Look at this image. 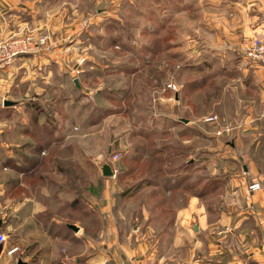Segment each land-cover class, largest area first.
<instances>
[{
	"label": "rangeland",
	"instance_id": "rangeland-1",
	"mask_svg": "<svg viewBox=\"0 0 264 264\" xmlns=\"http://www.w3.org/2000/svg\"><path fill=\"white\" fill-rule=\"evenodd\" d=\"M211 3L31 0L32 16L25 17V28L0 38H29L32 53L28 55H50L34 60L42 61L41 66L32 64L16 72L22 82L15 92L10 72L6 100L15 99L20 114L12 115V106L0 103V110H6L0 113L5 143L17 142L16 124L33 129L35 139L26 134V146L37 144V138L48 143L37 156L45 163L30 171L26 168L30 177L6 196L10 228L5 242L17 249L14 257L39 255L44 247L27 246L26 240L15 238L11 212L23 195L48 209L43 225L58 211V217L60 211L61 217L70 213L71 222L82 227L85 240L91 242L106 220L98 209L110 206L134 215L142 207L168 211L183 208L190 194L200 196L203 190L208 196L200 203L213 209L221 200L218 187L223 178L242 174L238 156L247 152L256 163L264 158V118L260 116L264 99L262 94H252V78L244 70L249 61L243 42L252 36L241 38L236 32L242 16L228 9L237 6ZM224 40L231 43L226 48ZM28 55L17 56L3 69ZM64 78L67 86L61 84ZM74 79L82 84L81 90H75ZM40 123L51 135L37 128ZM255 124L261 132L249 130ZM172 126L179 130L170 132ZM244 128L248 130L242 132ZM23 147L17 151L20 156H13L26 163L34 154ZM129 155L137 161L130 162ZM231 159H236L235 165ZM103 163L117 170L109 178L119 191L117 198L110 197V205L103 200L106 178L98 176ZM179 170L182 192L169 196L161 180ZM33 175L41 179L34 181ZM145 177L151 179L148 186L156 189L152 196L143 191L145 183L133 194L123 195ZM77 194L80 209L76 212L69 205L78 199ZM165 212H154V217L163 216L166 222ZM178 238L181 245H173ZM191 243L182 233L171 235L156 253L164 258L162 264H186L182 260L188 257ZM53 248L60 254H77L71 241ZM88 249L78 253L84 262L97 252Z\"/></svg>",
	"mask_w": 264,
	"mask_h": 264
},
{
	"label": "crops",
	"instance_id": "crops-1",
	"mask_svg": "<svg viewBox=\"0 0 264 264\" xmlns=\"http://www.w3.org/2000/svg\"><path fill=\"white\" fill-rule=\"evenodd\" d=\"M209 2H212L211 4L219 2L227 5V8L230 4L237 6L228 10L238 12L242 16L240 25L236 27V32L238 31V34L243 36L241 38H248L264 32V0H209ZM31 13V0H0V38L25 28L24 19L32 16ZM225 42L227 41L224 40L225 48L231 44ZM49 56L47 53L39 56H24L14 61L10 68L0 69V103L2 106L3 102L7 101L5 87L10 78L12 77L13 92H15L22 82L21 78L16 76V72L24 68L27 69L33 66L32 64L41 66L42 61L33 63L34 60L37 57L41 60L43 57ZM246 65L247 68L244 70L248 71L252 78L250 82L252 94L260 96L262 94L264 99V66L249 62ZM67 82V78H64L61 84L67 86L69 84ZM78 85L79 88H75L76 91L82 88V84L78 82ZM12 101V115L20 114L21 107L16 106L15 99ZM262 112L259 115L264 118V111ZM0 113L5 114L6 110H0ZM32 130H24V127L16 124L13 133L14 136L17 135V142L5 143L3 141L5 134L0 129V235H4V237L10 228V212L6 210L8 209L6 196L11 191H16L23 186L25 177L23 174L28 173L26 168L29 171L35 169L40 160L37 158L38 152L31 150L33 144L26 146L24 143L26 134L30 135ZM178 130V126H172L170 132L174 133ZM245 130L248 128H244L242 132H246ZM249 130L260 131L256 124ZM117 143V141L114 143L116 148ZM22 147L25 152L34 154L32 157H27L28 162L26 163L16 159V156H20L17 151H20ZM6 154L9 155L6 156ZM231 160L235 161L232 164L235 165L236 159ZM262 160L264 158L258 160L261 163L253 162L247 152L238 156L237 162L241 166L243 165L242 174L233 173L223 178L218 187V190L222 192L221 200L213 209H208V206L200 203L208 196L205 192L200 196L195 193L190 194L183 208L178 207L177 209H168V211L165 209L166 212L164 209L156 207H142L137 215L119 211V209H111L110 206L109 209H98L100 214L106 216V220L102 231L91 239L92 244L85 240L84 229L79 225L71 224L77 227L78 232L69 230L66 227L69 223L62 221L61 214L58 217L59 214L56 213L55 218L50 217L43 225L42 221L46 217L48 209L41 208L40 204L29 199L27 195H23L13 205L11 212L13 222L16 223L15 238L26 240L27 246L44 245V247L40 248L41 254L39 255L27 256L24 254L14 257V253L7 255V252L13 248H9L4 242L0 248V264H9L12 260L13 264H16L18 260L23 264H83L84 261L80 259L78 253L83 254L89 250L88 248H92V252L94 250L97 252L88 256L85 264L105 262L111 264H162L165 261L162 256L156 253L157 247L166 244L171 235L175 236L179 233L192 239L190 253L186 259L182 260L186 264H264V161ZM20 168L24 172L20 171ZM98 176L102 177L99 171ZM181 176L182 173L179 170L164 181L161 180V184L166 183L164 190L169 196L182 192ZM105 180L106 189L103 200H106L107 205H110V197L115 194L114 197L117 198L116 193L119 191H117L116 184L109 178ZM252 183H257L259 189L249 190ZM153 188L155 187L146 186L143 191L147 190L150 197L152 193L156 192V189ZM154 212L161 215L168 212V220L165 222L163 216L162 218L158 215L154 217ZM154 229L157 230V235H154ZM69 241L72 245L77 246L76 256L60 254L57 249L53 248L56 245L68 244ZM85 242L88 244L87 248H85ZM172 244L181 245L180 238ZM101 251L104 253L102 254ZM61 252H64L63 248H61Z\"/></svg>",
	"mask_w": 264,
	"mask_h": 264
},
{
	"label": "built area",
	"instance_id": "built-area-1",
	"mask_svg": "<svg viewBox=\"0 0 264 264\" xmlns=\"http://www.w3.org/2000/svg\"><path fill=\"white\" fill-rule=\"evenodd\" d=\"M28 38V37H27ZM44 41L41 40L40 43ZM32 45H30V39L25 40H5L0 39V69L12 63V60L20 55H28L32 53ZM243 51L245 58L256 64L264 65V32L256 34L251 38H248L243 42ZM117 157H113V161H116ZM112 177H115L117 170L111 167ZM259 185L252 183L249 190H258ZM5 242L4 235H0V245ZM17 251L16 248L11 249L7 252V255H12Z\"/></svg>",
	"mask_w": 264,
	"mask_h": 264
},
{
	"label": "trees",
	"instance_id": "trees-1",
	"mask_svg": "<svg viewBox=\"0 0 264 264\" xmlns=\"http://www.w3.org/2000/svg\"><path fill=\"white\" fill-rule=\"evenodd\" d=\"M41 127V129H44V126H42V124L40 123L38 126H37V128H40ZM36 131H37V129H36ZM44 132H47V134H49V135H51V131H48V129H46V127H45V129L43 130ZM32 132H33V130H32ZM29 133L30 135H31V137L33 138V139H35V137H33V133ZM37 141V144H35V145H33V147L31 148V150H33V151H35V152H38V154L39 153H41L42 152V150L47 146V142L46 141H42L41 139H36ZM128 159H129V161L130 162H136L137 161V159H135V156H130L129 155V157H128ZM41 160V159H40ZM39 160V162H38V165H37V167H39V165H41V164H44L45 163V159H43V160H41L40 161ZM25 161H27L28 162V159H25ZM49 163H52V161L50 160L49 161ZM150 168V167H149ZM20 171H22V169L20 168ZM22 172H24V171H22ZM22 172H20V173H22ZM121 172V171H120ZM119 172V173H120ZM157 173H158V170H157ZM28 173H25V174H23V175H25V177H30V175H27ZM34 176H36V175H33V177ZM32 177V176H31ZM32 177V178H33ZM38 178H40L41 179V176L39 175V176H37V177H34L33 178V180L35 181L36 179H38ZM146 184L147 186L148 185H150L152 182H151V179H147L146 177L145 178H143V179H141V180H139L137 183H135V185H132L131 186V188L130 189H128L123 195H129V194H133L135 191H137V190H139L141 187H142V184ZM204 192H206V191H204L203 190V193ZM78 195V194H77ZM79 196L80 195H78L77 197H78V199L76 198V200L75 201H73V203L71 204V205H69V208H70V210H72V211H78V209H80L78 206H79ZM64 210H66V209H64ZM61 213V215H62V211H60ZM58 214H59V211L57 212ZM81 214H86V212L85 211H83ZM71 219H72V216L70 215V213H66L65 215H64V217H62V221L63 222H65V223H69V224H74L73 222H71Z\"/></svg>",
	"mask_w": 264,
	"mask_h": 264
},
{
	"label": "water",
	"instance_id": "water-1",
	"mask_svg": "<svg viewBox=\"0 0 264 264\" xmlns=\"http://www.w3.org/2000/svg\"><path fill=\"white\" fill-rule=\"evenodd\" d=\"M73 85L76 89L79 88V85H78V81L76 79H74L73 81ZM3 106L4 107H7V106H12V103L11 102H8V101H4L3 102ZM99 171H100V174L103 178H111L112 177V171H111V168L109 166V164L107 163H103L100 167H99ZM0 224H1V221H0ZM66 227L73 231V232H78V229L77 227H75L74 225H71V224H68L66 225ZM0 248H1V245H0ZM16 264H23L20 260L17 261Z\"/></svg>",
	"mask_w": 264,
	"mask_h": 264
}]
</instances>
